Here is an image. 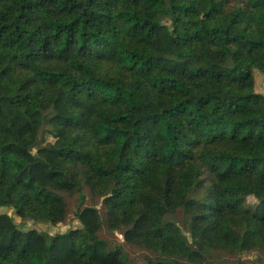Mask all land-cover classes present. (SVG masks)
Segmentation results:
<instances>
[{
	"label": "trees",
	"instance_id": "obj_1",
	"mask_svg": "<svg viewBox=\"0 0 264 264\" xmlns=\"http://www.w3.org/2000/svg\"><path fill=\"white\" fill-rule=\"evenodd\" d=\"M254 70L264 0H0V186L19 218L0 264H244L264 247ZM70 218L46 245L36 224Z\"/></svg>",
	"mask_w": 264,
	"mask_h": 264
},
{
	"label": "rangeland",
	"instance_id": "obj_2",
	"mask_svg": "<svg viewBox=\"0 0 264 264\" xmlns=\"http://www.w3.org/2000/svg\"><path fill=\"white\" fill-rule=\"evenodd\" d=\"M253 73L255 78L254 88L243 90L241 94H245L250 91L261 93L263 95L262 101L264 102V72L254 70ZM35 151L44 158H47V155L44 151L39 149H35ZM16 207L17 203L15 198L9 193L7 188L0 186V223H5L8 220L18 221L19 218L16 216ZM174 219L180 223L182 218L179 214H177L174 216ZM29 224L32 225L33 222L30 221ZM78 224L79 222L77 219L70 218L67 222L56 226L44 223H37L36 225L43 233L45 243L48 245L50 241H57L60 233H64ZM101 235H105L109 240L114 242L123 243V237L118 231L114 233H108L107 231H104ZM124 247L132 256L138 257L141 255V250L136 247L127 246L125 244ZM241 260L244 262V264H258L260 262H264V247H260L245 253Z\"/></svg>",
	"mask_w": 264,
	"mask_h": 264
}]
</instances>
